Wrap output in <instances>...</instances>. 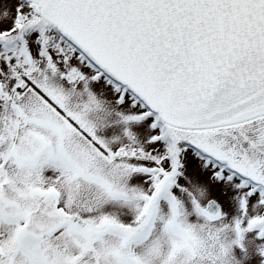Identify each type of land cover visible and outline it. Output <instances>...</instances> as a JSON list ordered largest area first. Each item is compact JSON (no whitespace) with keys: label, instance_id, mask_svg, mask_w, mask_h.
I'll use <instances>...</instances> for the list:
<instances>
[{"label":"snow or ice","instance_id":"1","mask_svg":"<svg viewBox=\"0 0 264 264\" xmlns=\"http://www.w3.org/2000/svg\"><path fill=\"white\" fill-rule=\"evenodd\" d=\"M0 264H264V0H0Z\"/></svg>","mask_w":264,"mask_h":264}]
</instances>
